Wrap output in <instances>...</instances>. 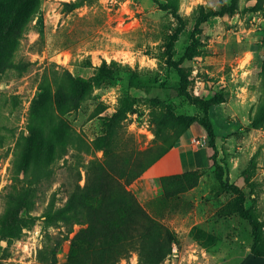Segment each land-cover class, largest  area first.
<instances>
[{"label":"rangeland","instance_id":"obj_1","mask_svg":"<svg viewBox=\"0 0 264 264\" xmlns=\"http://www.w3.org/2000/svg\"><path fill=\"white\" fill-rule=\"evenodd\" d=\"M70 1L41 0L14 66L0 73V213L16 170H27L37 181L31 214L40 217L54 194L57 206L65 205L79 172L84 186L88 165L104 163L106 136L115 135L109 146L123 164L137 161L139 152L154 158L179 135L176 127L161 128L166 114L204 115L185 91L204 99L219 94L224 102L209 112L216 152L206 135L216 161L200 171L196 185H172L167 197L152 200L141 198L147 183L135 180L129 188L151 216L185 230L164 264H240L251 253L252 228L234 212V187L245 193L246 208L262 224L257 249L264 251V0H238L225 13L232 0H179L176 14L166 8L173 0H89L66 13L63 3ZM203 11L220 14L198 26ZM179 28L173 60L197 48L182 63L186 89L167 63L168 44ZM99 74L100 81L85 85ZM123 103L129 110L114 125L111 119ZM45 132L57 146L40 161ZM190 135L186 131L181 141ZM85 227L75 225L70 240ZM64 231L47 228L40 218L20 239L0 242V264H46L38 258L40 250ZM179 245H185L182 253ZM120 264H140L138 254Z\"/></svg>","mask_w":264,"mask_h":264},{"label":"trees","instance_id":"obj_2","mask_svg":"<svg viewBox=\"0 0 264 264\" xmlns=\"http://www.w3.org/2000/svg\"><path fill=\"white\" fill-rule=\"evenodd\" d=\"M89 0H73L64 2L63 11L71 13L85 6ZM238 0H232V5L225 12H233ZM179 0H173V5H167V10L177 13ZM41 0H0V73L14 66L13 56L18 45L26 33L30 23L39 15ZM217 12H202L197 21L201 25L211 16L219 15ZM181 21L182 19L179 18ZM182 28L173 35L168 44L167 63L175 68L182 82L187 88L186 76L182 63L184 60H192L197 48L191 46L185 52L181 61L173 60V50L178 35ZM102 74L85 81L90 86L93 81H100ZM186 97L200 106L203 116L175 115L169 112L165 115L162 129L166 126L176 127L178 138L190 129L200 130V133L208 135L211 147L216 152L215 132L210 121V109L224 102L219 94L209 99L192 97L185 91ZM74 98V97H73ZM76 98L75 102L78 103ZM128 106L122 107L111 119L113 124L124 120L128 112ZM256 126H259L256 123ZM161 135V132H157ZM114 134L106 136L104 152L105 161L91 162L87 167V181L84 186L80 184L81 173H78L77 182L68 193L67 201L62 207L57 206L56 194L53 195L46 211L37 217L31 214L34 209L38 187L37 181L32 176L28 178L27 170L15 171L10 178L9 190L5 195L4 210L0 213V242L13 243L21 238L25 228L44 218L46 227L65 228V235L49 237L43 249L40 250L39 260L46 264H120L132 253H137L140 264H164L172 254L177 233L166 224L151 216L130 190V185L141 178L157 161H159L173 147L166 149L154 158H142L145 153H138L137 161L133 163H121L120 153L109 146L113 142ZM56 142L52 141L49 133L45 132L38 149L40 161L53 156ZM65 155V154H64ZM63 155V156H64ZM215 163V154L212 155ZM199 170L185 172L183 174L162 176L160 181L167 197L169 187L175 185L178 188L189 189L196 185ZM237 194L234 212L248 221L253 234L251 253L255 257H264V251L258 250L261 242L262 224L255 219L253 213L245 206V193L238 187H234ZM75 225L86 226L70 240V234L74 232ZM70 240L67 257L60 261L58 255L63 251L64 244Z\"/></svg>","mask_w":264,"mask_h":264},{"label":"crops","instance_id":"obj_3","mask_svg":"<svg viewBox=\"0 0 264 264\" xmlns=\"http://www.w3.org/2000/svg\"><path fill=\"white\" fill-rule=\"evenodd\" d=\"M191 135L186 140L177 143L169 152H167L158 162H156L141 178L137 179L138 182L147 183V187L144 189L141 198L142 200H152L155 197L161 196L164 193L161 185V177L183 174L191 171H202L203 169L212 165V150L210 147L196 146L192 143L196 137H203L206 134H202L196 129H190ZM152 177L155 181L152 180ZM154 184L155 189L150 188ZM155 190V191H154ZM153 192L156 194L153 195ZM174 230V229H173ZM175 231V230H174ZM178 237L181 239L184 229L178 228L175 231ZM188 236H185L187 238ZM179 250L182 253L185 250L179 245ZM189 252V250H187ZM187 253H185L186 255ZM264 264V257H255L253 254L246 255L240 264Z\"/></svg>","mask_w":264,"mask_h":264},{"label":"built area","instance_id":"obj_4","mask_svg":"<svg viewBox=\"0 0 264 264\" xmlns=\"http://www.w3.org/2000/svg\"><path fill=\"white\" fill-rule=\"evenodd\" d=\"M192 143L196 146L205 147L208 144V141L206 139V136L203 137H196L193 139Z\"/></svg>","mask_w":264,"mask_h":264},{"label":"bare ground","instance_id":"obj_5","mask_svg":"<svg viewBox=\"0 0 264 264\" xmlns=\"http://www.w3.org/2000/svg\"><path fill=\"white\" fill-rule=\"evenodd\" d=\"M208 141V140H207Z\"/></svg>","mask_w":264,"mask_h":264}]
</instances>
